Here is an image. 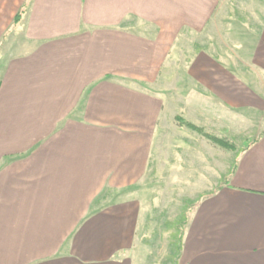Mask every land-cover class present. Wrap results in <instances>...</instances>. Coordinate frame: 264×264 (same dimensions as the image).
Wrapping results in <instances>:
<instances>
[{"label":"crops","instance_id":"0c3cea01","mask_svg":"<svg viewBox=\"0 0 264 264\" xmlns=\"http://www.w3.org/2000/svg\"><path fill=\"white\" fill-rule=\"evenodd\" d=\"M219 1L24 0L0 59V264H148V179H205L210 123L264 131V16L211 44ZM235 161L176 264H264V134Z\"/></svg>","mask_w":264,"mask_h":264},{"label":"rangeland","instance_id":"374dc122","mask_svg":"<svg viewBox=\"0 0 264 264\" xmlns=\"http://www.w3.org/2000/svg\"><path fill=\"white\" fill-rule=\"evenodd\" d=\"M23 2L24 0H0V59L5 43L9 44L17 39L18 27L13 25V19L21 9ZM215 12L211 27L213 28L215 24L214 28L217 29L211 33L215 34V37L211 38V44H217L218 38L222 41L233 40L259 29L263 22L264 0H220ZM187 40L189 47L194 50L201 43L197 38ZM193 54L195 52L192 51L178 52L177 59L184 61ZM172 72L173 75L170 76L173 79L170 81V76H166L162 85L167 99L170 93V82L175 81L177 69L173 68ZM151 87L153 86L151 85ZM180 120L181 122L178 121V123L187 124L182 118ZM230 120L232 118L227 119L225 130H217L218 127H222L221 124L210 123L209 127L199 128V133L193 131L199 135L198 138H195L196 140L203 138L207 143V148L205 145L203 147L201 144L199 145V148L204 150L206 162L209 165L208 174L204 171L205 179H198L201 177L198 170L195 173H187L188 176L183 174L182 176L186 177L181 176L177 179L169 174L156 178L151 176L148 179L146 184L148 195L145 198L149 202L147 204V210H149L145 227L146 235L142 245L143 255H145L148 264H176L180 255L177 248L178 236L184 229L182 222L185 220L187 212L197 200L210 197L217 192L218 188L227 181L241 147L256 139L258 135L260 136V132L248 129L253 126ZM212 140H217L218 143H214ZM143 255H140L141 258Z\"/></svg>","mask_w":264,"mask_h":264},{"label":"trees","instance_id":"16d2710c","mask_svg":"<svg viewBox=\"0 0 264 264\" xmlns=\"http://www.w3.org/2000/svg\"><path fill=\"white\" fill-rule=\"evenodd\" d=\"M24 6L19 10V12L15 15V17H14V19H13V25L14 26H18L19 24H20V22H21V20H22V17H23V15H24ZM187 125V124H186ZM198 132H200V131H198ZM264 134V131L260 134V136H262ZM207 138V137H206ZM207 139H209V138H207ZM209 140H211V139H209ZM214 143H218V141L217 140H212ZM244 150V149H243ZM242 150V151H243ZM236 164H237V161H234V163H233V165H232V168H231V171H230V173H229V176L230 175H232V173L235 171V169H236ZM186 222H187V219H186V217H185V220L182 222V224H183V227L185 226V224H186ZM178 231H179V229H178ZM182 236H183V231H181V233H179V236H178V251L180 252V250H181V241H182Z\"/></svg>","mask_w":264,"mask_h":264}]
</instances>
